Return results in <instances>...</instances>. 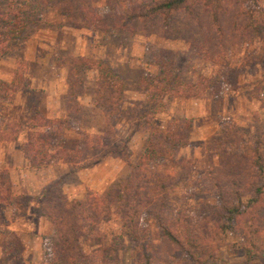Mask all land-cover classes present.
Returning <instances> with one entry per match:
<instances>
[{"label":"trees","instance_id":"16d2710c","mask_svg":"<svg viewBox=\"0 0 264 264\" xmlns=\"http://www.w3.org/2000/svg\"><path fill=\"white\" fill-rule=\"evenodd\" d=\"M49 1L0 0V59L9 55L33 15L43 10ZM107 1L121 6L120 26L153 17L166 21L178 13L192 16L193 8H198L205 14L209 31L215 37L224 34L220 17L230 16L228 30L235 36L225 35L224 43L229 37L245 43L250 34L259 35L262 20L258 17L264 0H251L256 5L254 12L250 11L247 0ZM77 3L75 9L82 19L83 14L90 12V7L80 0ZM70 4L75 5V0H57L52 5L60 12L62 6ZM95 18L100 23L101 19ZM68 20L73 27H83L82 20L76 22L71 17ZM199 51L202 57L204 50ZM255 59L258 63L264 62V46ZM53 65L65 71L62 115L48 119L35 110L24 124H10L8 129L0 130V142L15 143L23 134L19 152L27 169L38 170L60 163L69 164L78 171L92 167L108 155L131 169L126 178L115 183L112 193L97 195L85 190L81 198L69 200L58 181L30 197V204L24 207L31 213L30 219L42 218L55 233L56 241L49 242L53 264H104L101 258L107 256L110 248L102 247L96 251L86 248L91 242H102L99 229L110 218L118 223L114 243L128 239L132 244L131 264L216 262L220 259L219 249L226 234L239 238L238 246L247 260L264 255V164L260 150L264 149V132L257 128L251 144L240 128L225 125L212 144L203 145L212 147L219 163L197 174L192 184V196L209 197L215 205L208 206V211L180 208L171 214L169 210V192L175 184L190 183L191 173L186 170L190 166L189 160L173 156L175 148H185L189 142L183 132V122L163 119L167 102L199 99L205 93L216 97L223 85L237 87L235 81L231 82L236 69H228V61L224 63L225 72L218 77H200L188 82L173 72V63L167 59L155 72L138 80L137 88L144 100L140 108L131 110L129 116L132 126L145 136V146L133 164L129 162L125 144L115 138L110 124L120 111L122 83L118 76L101 61L61 53L53 58ZM85 71H93L95 75L91 101L104 121V134L79 133L76 146L67 149L61 143L65 132L70 131L69 122L78 119L77 97L83 89L82 74ZM161 167L169 169L162 172ZM13 202L15 196L11 192L8 172L0 169V208H9ZM149 222L158 228L160 241L157 243L149 238ZM111 247L115 248L114 245Z\"/></svg>","mask_w":264,"mask_h":264},{"label":"rangeland","instance_id":"374dc122","mask_svg":"<svg viewBox=\"0 0 264 264\" xmlns=\"http://www.w3.org/2000/svg\"><path fill=\"white\" fill-rule=\"evenodd\" d=\"M55 2L57 0L46 2L45 8L33 15L9 55L0 59V130L8 129L10 124H24L35 110L48 119L62 115L65 71L53 65V58L59 53L101 61L122 83L120 111L110 124L115 138L125 144L129 162L133 164L145 146V136L132 126L129 116L131 110L140 108L144 100L137 88L138 80L155 72L167 59L173 63V72L188 82L200 77H218L225 72L224 63L228 61V69H236L234 74H230H233L231 82L235 81L237 87L223 85L216 97L205 93L199 99L169 100L163 115V119H177L185 125L183 132L189 144L185 148H175L173 156L189 160L190 166L186 170L191 173L190 183L175 184L169 192V210L171 214L180 208L208 211L207 207L216 202L209 197L192 196V184L197 174L216 166L219 159L212 147L203 145L212 144L225 125L240 128L250 144L256 128L264 132V62L255 61L264 46V1L258 17L262 20L259 35L250 34L245 43L232 37L224 43L225 35L235 36L229 32L230 16L220 17L224 34L214 37L205 14L198 8H193L192 16L196 19L178 13L166 21L153 17L125 25L121 23L120 26L122 8L107 0H80L90 7V12L83 14L82 19L75 9L77 0L75 5L62 6L60 12L53 7ZM247 3L250 11H256L251 0ZM95 16L101 19L100 23ZM70 17L76 22L82 20L83 27L70 25ZM199 49L204 50L202 57ZM82 76L83 89L77 97L80 106L78 119L69 122L70 131L65 132L61 143L67 149L76 146L79 133L104 134V121L91 101L94 72L85 71ZM23 139L22 134L9 147L4 149L0 146V160H4L1 168L10 165L5 162L14 153L20 155L19 146ZM260 150L264 164V149ZM4 153L6 157H3ZM167 169L161 167L159 170L165 172ZM130 172L129 166L109 155L92 167L78 171L69 164L58 163L38 170L28 169L19 173L17 169L12 172L8 180L15 202L9 208H0V264H53L49 242L56 241L54 231L42 218L30 219L31 213L24 210L31 202L30 197L36 196L43 187L59 181L67 199H79L85 190L97 195L114 192L115 183ZM117 229L118 223L110 218L100 226L102 242H91L86 250L110 248L107 256L101 258L104 264H131L132 244L128 239L115 244ZM148 230L150 240L159 242L160 234L154 223L149 222ZM239 243L237 236L226 234L219 249L220 259L205 264H264V255L247 260Z\"/></svg>","mask_w":264,"mask_h":264},{"label":"crops","instance_id":"0c3cea01","mask_svg":"<svg viewBox=\"0 0 264 264\" xmlns=\"http://www.w3.org/2000/svg\"><path fill=\"white\" fill-rule=\"evenodd\" d=\"M10 144L11 143H4V144H2L1 142H0V146H3L4 147V149L5 148H7V147H9L10 146ZM6 153V152H5ZM5 153H4V156L3 157H6L5 156ZM15 154V153H14ZM13 154V156H10V159H8V160H11V161H8V160H6V162H5V164L6 163H10V165H3L4 167L3 168H1L0 167V169H4V170H7V172H8V175H11L12 174V172L14 173L17 169L19 170V173H21V172H23V171H25V170H28L27 169V164H26V162L24 161V159H23V157H22V155L20 154V155H14ZM12 157V158H11ZM7 159V158H6ZM15 161V162H14ZM14 162V163H13ZM2 163H4V160H0V166L2 165ZM12 163V164H11ZM10 169H12V171L10 170ZM22 170V171H21ZM29 219V218H28ZM30 220V219H29Z\"/></svg>","mask_w":264,"mask_h":264}]
</instances>
